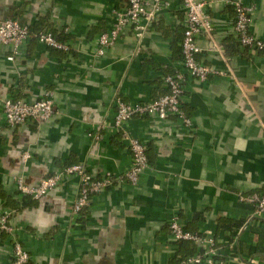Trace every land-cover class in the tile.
<instances>
[{
	"label": "crops",
	"instance_id": "crops-1",
	"mask_svg": "<svg viewBox=\"0 0 264 264\" xmlns=\"http://www.w3.org/2000/svg\"><path fill=\"white\" fill-rule=\"evenodd\" d=\"M201 1L210 3L213 39L223 55L200 36L197 60L226 72L204 82L185 73L182 0H170L142 35L125 29L103 56L97 55L99 36L112 28L125 0H0V20L15 18L34 30L13 61L12 47L0 45V213L13 212V232L0 230V264H13L16 243L27 251L28 264H176L179 244L169 230L174 217L215 239L216 263L202 264H264V217L240 200L264 194V56L239 43L232 6ZM240 1L252 9L251 33L264 40V0ZM41 30L69 50L41 44L35 34ZM176 73L186 74L182 108L191 126L175 116L130 121L150 160L132 185L123 178L132 154L110 128L115 100L161 97L168 91L165 77ZM47 93L56 111L50 120L7 124L6 98L30 103ZM97 126L100 140L93 137ZM75 164L97 179L116 178L79 215L73 213L77 176H66L43 201L18 190L19 178L37 185ZM222 220L241 226L227 231Z\"/></svg>",
	"mask_w": 264,
	"mask_h": 264
},
{
	"label": "built area",
	"instance_id": "built-area-1",
	"mask_svg": "<svg viewBox=\"0 0 264 264\" xmlns=\"http://www.w3.org/2000/svg\"><path fill=\"white\" fill-rule=\"evenodd\" d=\"M125 1L126 7L114 12L115 23L112 28L99 36L98 56H103L108 48H112L128 27H133L136 34L142 35L157 21L158 16L171 5L170 0ZM224 2L234 9V33L241 46L252 53H261L264 56V40L255 37L250 31L252 9L243 5L240 0H225ZM182 4L185 12V29L182 41L185 73L201 82L206 81L211 76L226 75V72L207 66L197 60V55L201 52L197 44V39L200 36H206L210 39L209 50L223 55L221 45L213 39V21L207 12L210 3L201 0H182ZM30 36L31 27L22 24L18 19L0 20V45L12 47V54L8 58L10 61L16 58L19 54V47ZM38 38L41 44L48 47L63 51L69 50L67 44L56 40L51 33L41 32ZM227 73L229 72L227 71ZM186 74L167 75L165 84L168 91L161 97L142 103H128L120 96L115 100L116 114L110 128L121 136L132 154V166L123 176L132 185H136L140 175L149 168V160L146 144L131 134L128 127L129 123L135 117L151 116L166 120L170 116H175L182 120L186 126H191V119L182 108ZM3 113L7 124L15 128L31 121L47 122L56 114V111L52 94L47 93L45 98L30 103L6 98L3 102ZM102 129L101 126L95 128L93 137L96 140L101 139ZM27 158L28 155L26 154L23 160ZM69 175L77 176L80 179V189L73 204V213L76 215L81 214L84 208L88 206L92 196L101 194L105 189L113 186L116 180L109 174L98 180L83 164H75L60 169L37 185L27 184L22 178H19L18 190L22 195L30 196L36 201H43ZM240 200L248 202L253 207L256 216L264 217V194L253 195L249 198L240 197ZM12 215V211H1L0 230L2 232H13V228L9 224ZM169 230L175 242L191 241L203 250L188 258L183 264H202L216 261L218 252L215 247L216 241L212 236L186 231L177 217L170 221ZM13 258V264H27L29 262L27 251L18 243L13 247Z\"/></svg>",
	"mask_w": 264,
	"mask_h": 264
},
{
	"label": "trees",
	"instance_id": "trees-1",
	"mask_svg": "<svg viewBox=\"0 0 264 264\" xmlns=\"http://www.w3.org/2000/svg\"><path fill=\"white\" fill-rule=\"evenodd\" d=\"M234 10V9H233ZM235 13V12H234ZM32 28H31V33H33L34 32V30H33V32H32ZM35 31H37V30H35ZM51 33V32H48V31H45V30H41V31H38V32H36L35 34H36V37H37V39H38V41H39V38H38V35L40 34V33ZM51 34H53V33H51ZM53 36H54V34H53ZM55 37V36H54ZM56 38V37H55ZM57 40V39H56ZM59 41V40H58ZM59 42H61V41H59ZM50 48H52V47H50ZM53 49H55V48H53ZM57 50H59V49H57ZM61 51H63V50H61ZM182 57H183V55H182ZM148 153V152H147ZM147 156H148V154H147ZM148 160H149V157H148ZM150 161V160H149ZM150 163V162H149ZM99 180V179H98ZM26 197H30V196H26ZM36 201V200H35ZM223 221V223H221L220 225H222V224H228V225H226V226H224L223 228H225V230H227V231H232L233 230V228H239L240 226H241V223L239 222H235V223H230L229 221H227V220H222ZM185 230L186 231H190V232H192V233H198V232H196V231H193V230H191V229H189V228H185ZM198 234H200V233H198ZM177 244H179V253H178V258L176 259V264H183L184 263V261H186L188 258H190V257H192V256H194L195 254H197L198 253V251H197V248H198V246L195 244V243H193V242H191V241H181V242H178ZM216 247V246H215ZM201 252L203 251L202 249L200 250ZM29 263V262H28ZM27 263V264H28Z\"/></svg>",
	"mask_w": 264,
	"mask_h": 264
}]
</instances>
